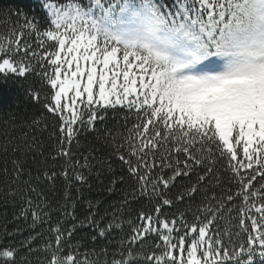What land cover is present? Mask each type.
I'll return each instance as SVG.
<instances>
[{
    "label": "snow or ice",
    "instance_id": "6c2138e0",
    "mask_svg": "<svg viewBox=\"0 0 264 264\" xmlns=\"http://www.w3.org/2000/svg\"><path fill=\"white\" fill-rule=\"evenodd\" d=\"M39 7V20L25 15L20 23L18 15L0 33V77L22 81L51 116L55 156L88 168L87 157L73 159L82 133L96 131L109 110L137 118L119 160L140 195L157 203L138 214L139 223L129 221L130 234L109 264H254L257 248L264 258V0H39ZM209 160L230 173L226 196L191 221L164 215L177 177ZM13 164L19 173L23 165ZM73 178L88 179L75 167ZM26 204L33 224L48 214L31 199ZM233 211L247 236L230 247L233 233L221 232L217 221ZM51 233L40 264H95L70 246L71 232L57 224ZM149 239L156 243L145 250ZM21 250L30 252L31 240L0 244V264H29Z\"/></svg>",
    "mask_w": 264,
    "mask_h": 264
},
{
    "label": "trees",
    "instance_id": "16d2710c",
    "mask_svg": "<svg viewBox=\"0 0 264 264\" xmlns=\"http://www.w3.org/2000/svg\"><path fill=\"white\" fill-rule=\"evenodd\" d=\"M18 15L20 23L25 15L39 20L42 16L39 0H0V33L9 31ZM31 43L35 47L36 41ZM25 87L22 81L0 77V244L19 247L31 240L32 250H21V257H27L29 264H40L45 259V241L52 239L51 229L59 224L66 233H72L65 235L70 246L77 247L81 254H88V259L95 264H109L118 253L120 242L130 234L129 221L139 223L138 214L151 211L157 203L156 198L140 195L136 180L119 160L120 154L127 155L119 145L125 144L129 130L137 122L136 115L126 109L109 110L105 120L97 122L96 131L83 132L72 147L73 159L84 163L83 157L88 158L89 167L81 168L72 161L66 163V158L55 156L58 146L55 136L51 135L55 122L51 116L42 115L41 105L30 98ZM13 161L23 165L19 173ZM209 166L211 171L207 170ZM74 167L88 177L87 182L74 180ZM195 167L196 171L189 176L177 177L175 187L168 193L174 205L164 206L162 211L169 218L184 213L191 221L198 209L218 202L230 190V173L220 164L213 165L209 160ZM65 170L67 178L63 175ZM53 171L57 175L49 180L44 173ZM200 176H204V180L197 183ZM189 186H196L199 191L185 192ZM32 188L36 191H31ZM236 190L232 185L231 191ZM148 191H151L150 186ZM181 192L185 193L184 199L176 200ZM28 199L33 201V206L40 204L48 213L35 224L26 204ZM22 209L26 210V215L21 214ZM86 217L94 218L95 223ZM238 220L233 211L231 215L225 212L223 219L217 221L221 232L233 233L234 244L230 247L243 243L247 236L241 231ZM109 225L112 227L108 228ZM101 228L108 229L103 237L99 236ZM237 232L239 236L235 235ZM154 243L149 239L145 250ZM258 252L257 248L254 264H264Z\"/></svg>",
    "mask_w": 264,
    "mask_h": 264
}]
</instances>
